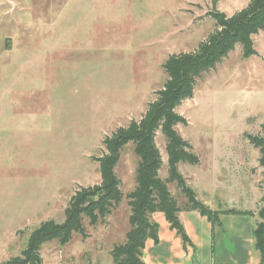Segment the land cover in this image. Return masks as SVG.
Returning a JSON list of instances; mask_svg holds the SVG:
<instances>
[{"label":"rangeland","instance_id":"374dc122","mask_svg":"<svg viewBox=\"0 0 264 264\" xmlns=\"http://www.w3.org/2000/svg\"><path fill=\"white\" fill-rule=\"evenodd\" d=\"M248 1L0 0V262L18 255L40 223H61L77 188L99 184L93 159L104 154L103 139L139 120L165 82V60L213 31L209 12L231 16ZM251 39L256 55L235 46L176 108L187 125L175 130L198 157L178 172L204 206L238 213H257L264 182L245 137L264 124V30ZM155 145L165 180L159 132ZM132 149L114 170L118 206L93 227L84 221L85 238L43 244L42 264H113L109 252L129 230ZM168 189L181 205L175 184Z\"/></svg>","mask_w":264,"mask_h":264},{"label":"trees","instance_id":"16d2710c","mask_svg":"<svg viewBox=\"0 0 264 264\" xmlns=\"http://www.w3.org/2000/svg\"><path fill=\"white\" fill-rule=\"evenodd\" d=\"M208 14V13H207ZM214 21L213 31L201 41L195 50L169 56L162 65L165 82L154 93V99L139 120H132L125 127L117 128L105 137L102 146L104 154L94 158L98 164L99 184L79 187L70 197L64 210L61 223L44 221L34 229L25 247L18 255L0 264H42L41 246L57 241L64 246L73 234L86 237L84 221L90 227L110 215L122 200L120 181L115 175L120 153L128 144L137 158L135 170V187L126 195L130 214L129 230L121 244L113 246L109 252L113 264H144L142 253L145 242L150 239L158 242V225L150 220L151 215L161 213L172 231L180 238L183 247L190 245L178 214L181 211H196L205 216L212 224L218 221V212H212L200 202L186 179L178 172L180 163L197 165L198 157L191 152L188 141L175 130L176 125L186 126V120L176 112V108L193 96L196 81L204 74L213 71L222 60L227 58L235 46L239 45L242 56L248 58L256 55L252 47L253 35L264 30V0H249L244 8L226 16L217 10L209 12ZM159 132L165 140L167 157V177H159L162 160L155 145V136ZM249 144L258 150V164L264 168V124L259 135H246ZM264 179V171L262 172ZM175 184L182 197L181 205L173 197L168 185ZM260 207L256 213V223L252 232L254 249L264 262V182ZM227 214L252 215L250 212Z\"/></svg>","mask_w":264,"mask_h":264},{"label":"crops","instance_id":"0c3cea01","mask_svg":"<svg viewBox=\"0 0 264 264\" xmlns=\"http://www.w3.org/2000/svg\"><path fill=\"white\" fill-rule=\"evenodd\" d=\"M210 209L219 213L215 224L196 211H181L178 214L191 243L185 248L161 213L151 215L150 220L158 225V242L150 239L145 242L142 253L144 264H260L252 236L257 220L256 210H248L252 215H245L226 213L233 210Z\"/></svg>","mask_w":264,"mask_h":264}]
</instances>
